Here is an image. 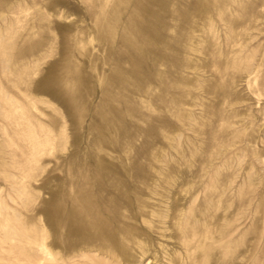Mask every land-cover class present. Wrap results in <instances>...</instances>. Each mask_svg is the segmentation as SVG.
Masks as SVG:
<instances>
[{
  "label": "rangeland",
  "instance_id": "rangeland-1",
  "mask_svg": "<svg viewBox=\"0 0 264 264\" xmlns=\"http://www.w3.org/2000/svg\"><path fill=\"white\" fill-rule=\"evenodd\" d=\"M0 264H264V0H0Z\"/></svg>",
  "mask_w": 264,
  "mask_h": 264
},
{
  "label": "bare ground",
  "instance_id": "bare-ground-1",
  "mask_svg": "<svg viewBox=\"0 0 264 264\" xmlns=\"http://www.w3.org/2000/svg\"><path fill=\"white\" fill-rule=\"evenodd\" d=\"M41 251H42V249H41ZM43 252H45V251H42V253H43ZM46 253H47V251H46Z\"/></svg>",
  "mask_w": 264,
  "mask_h": 264
}]
</instances>
